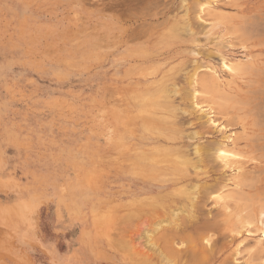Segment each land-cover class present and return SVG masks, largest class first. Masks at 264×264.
I'll use <instances>...</instances> for the list:
<instances>
[{
  "label": "rangeland",
  "instance_id": "rangeland-1",
  "mask_svg": "<svg viewBox=\"0 0 264 264\" xmlns=\"http://www.w3.org/2000/svg\"><path fill=\"white\" fill-rule=\"evenodd\" d=\"M263 15L0 0V264H264Z\"/></svg>",
  "mask_w": 264,
  "mask_h": 264
},
{
  "label": "bare ground",
  "instance_id": "bare-ground-1",
  "mask_svg": "<svg viewBox=\"0 0 264 264\" xmlns=\"http://www.w3.org/2000/svg\"><path fill=\"white\" fill-rule=\"evenodd\" d=\"M143 1H144V0H143ZM145 1H146V0H145ZM183 1H184V0H183ZM186 1H188V0H186ZM209 1H210V0H209ZM224 1H225V0H224ZM166 2H167V1H166ZM168 2H169V1H168ZM168 2H167V3H168ZM227 2H228V1H227ZM231 2H233V1H230L229 3H231ZM138 3H139V2H138ZM146 3H147V2H146ZM151 3H152V2H151ZM181 3H182V2H181ZM234 3H236V2H234ZM142 4H143V6H144V3H142ZM152 4H153V3H152ZM164 4H165V3H164ZM233 5H234V4H233ZM237 5H238V4H237ZM239 5H240V4H239ZM185 6H186V5H185ZM192 6H193V4H192ZM224 6H225V5H224ZM181 7H182V6H181ZM208 7H209V6H208ZM208 7H207V8H208ZM232 7H233V6H232ZM154 8H155V7H154ZM173 8H174V7H173ZM189 8H191V7H189V5H188V6H187V9H186V13H185V14H187V15H186V17H187L186 19H187L188 21L190 20L189 17H188V14H189V11H190ZM174 9H175V8H174ZM174 9H173V11H175ZM209 9H211V8H209ZM209 9H208L207 13H208V12H211V11L213 12V10L210 11ZM166 10H167V9H166ZM168 10H170V9H168ZM171 10H172V8H171ZM218 11H219V10H218ZM171 12H172V11H171ZM216 12H217V11H216ZM233 12H234V11H233ZM220 13H222V12H220ZM223 13H224V12H223ZM134 14H135V13H134ZM208 14H209V13H208ZM217 14H219V13H217ZM144 15H145V14H144ZM213 15H216V14H213ZM213 15H211V16H213ZM228 15H229V14H228ZM237 15H238V14H237ZM158 16H159V15H158ZM167 17H168V16H167ZM184 17H185V16H184ZM206 17H207V15H206ZM219 17H220V16H219ZM250 17H251V16H250ZM252 17H253V16H252ZM254 17H255V16H254ZM263 17H264V15H263ZM238 18H239V17H238ZM186 19L184 18L185 21H186ZM191 19H192V18H191ZM205 19H206V18H205ZM218 19H219V20H222V19H220V18H218ZM218 19H217V20H218ZM257 19H258V18H257ZM173 20H174V19H173ZM175 20H176V19H175ZM181 20H182V19H181ZM213 20H214V19H213ZM227 20H228V19H227ZM231 20H233V19H231ZM246 20H247V19H246ZM159 21H160V20H159ZM203 21H204V20H203ZM222 21H223V20H222ZM224 21H226V20H224ZM251 21H252V20H251ZM263 21H264V20H263ZM182 22H183V21H182ZM255 22H256V21H255ZM258 22H259V20H258ZM141 23H143V22H141ZM145 23H146V22H145ZM148 23H149V22H148ZM151 23H152V21H151ZM223 23H224V22H223ZM226 23H227V22H226ZM246 23H248V21H247ZM146 24H147V23H146ZM153 24H154V23H153ZM188 24H190V22H188L187 25H186L187 27L185 26L184 28H187L188 30H191ZM150 25H151V24H150ZM184 25H185V24H184ZM234 25H235V24H234ZM246 25H247V24H246ZM152 26H153V25H152ZM190 26H191V25H190ZM242 26H243V25H242ZM250 26H251V25H250ZM250 26H249V27H250ZM253 26H254V23H253ZM182 27H183V26H182ZM182 27H181V28H182ZM191 27H192V26H191ZM215 27H216V26H215ZM245 27L247 28V26H245ZM245 27H244V29H245ZM249 27L247 28L248 30H249ZM236 28H237V27H236ZM238 28H240V27H238ZM242 28H243V27H242ZM258 28H259V27H258ZM187 29H186V30H187ZM228 29H229V27H228ZM247 29H245V30L248 31ZM233 30H234V29H233ZM254 30H255V29H254ZM226 31H227V28H226ZM252 31H253V30H252ZM255 31H256V30H255ZM190 32H191V31H190ZM200 32H201V31H200ZM231 32H232V31H231ZM235 32H236V31H235ZM238 32H239V31H238ZM243 33H244V32H243ZM245 33H246V32H245ZM226 34H227V33H226ZM236 34H237V33H236ZM239 34H240V33H239ZM234 35H235V34H234ZM243 35H244V34H242V36H243ZM260 35H261V34H260ZM236 36H237V35H236ZM242 39H243V38H242ZM193 40H194V39H193ZM245 41H246V40H245ZM263 41H264V39L261 41V43H262ZM194 42H196V41H194ZM233 42H234V41H233ZM233 42H232V43H233ZM240 42H242V41H240ZM230 43H231V42H230ZM261 43L259 42V44H261ZM257 44H258V43H257ZM257 44H256V45H257ZM262 45H263V43H262ZM233 46H234V45H233ZM236 46H237V45H236ZM244 46H245V45H244ZM254 46H255V45H254ZM245 48H246V47H245ZM220 49H221V48H220ZM219 53H220V52H219ZM232 53H234V52H232ZM246 59H247V58H246ZM233 62H234V61H233ZM246 62H247V61H245V62H243V63H244L245 66H248V65H246V64H247ZM262 62H264V61H262ZM245 63H246V64H245ZM260 63H261V61H260ZM236 64H237L238 66H240L239 64H241V63H240V61H239V64H238V63H236ZM237 65H236L235 67H238ZM257 65H258V64H257ZM233 66H234V65H233ZM241 66H243V64H241ZM241 66H240V68H241ZM245 66H244V67H245ZM253 66H254V65H253ZM253 66H252V67H253ZM244 67H242L241 69L238 68V69H240V71H238V69H237L238 73L241 72V70H242ZM248 67H250V65H249ZM248 67H247V69H248ZM232 68H233V67H232ZM247 69H246V67H245L244 71H247ZM252 69H255V68H252ZM252 69H251V70H252ZM213 70H214V69H213ZM244 71L242 70V72H244ZM255 71H256V69H255ZM208 74H209V73H208ZM214 74H215V73H214ZM216 74H217V73H216ZM244 74H245V73H244ZM247 74H249V73L247 72ZM247 74H246V75H247ZM205 75H207V74H205ZM240 75H243V74H240ZM199 76H200V75H199ZM210 76H211V77H210ZM210 76H209V78L207 79L208 76H206V77L204 76V77H205V78H204V77H203V74H202L203 79H202L201 82H202V84H203L202 86H205V88H208V85H209V84L213 85L214 82H216V81L218 82V76H217V77H215L214 75H210ZM212 76H213L214 78H213ZM228 79H229V78H228ZM247 79H248V78H247ZM226 80H227V79H226ZM249 80H250V82L252 83V80H254V79H248V82H249ZM219 81H220V80H219ZM229 81H230V80H229ZM232 81H233V80H232ZM212 83H213V84H212ZM251 83H250V85H251ZM243 84L245 85V83H243ZM214 85H216V83H215ZM197 86H198V85H197ZM206 86H207V87H206ZM217 86H218V84H217ZM247 86H249L248 83H247ZM251 86H252V85H251ZM211 87H212V86H211ZM214 87H215V86H214ZM214 87H213V88H214ZM219 87H221V86H219ZM249 87H250V86H249ZM222 88H223V87H222ZM222 88L219 89L220 92H221L222 90H224V89H222ZM208 89H210V87H209ZM214 89H215V88H214ZM254 89H255V88H254ZM232 90H233V89H232ZM252 90H253V89H252ZM252 90H251V91H252ZM255 90H256V89H255ZM224 91H225V90H224ZM224 91H223V92H224ZM211 92H212V91H211ZM220 92H219V94H220ZM225 92H227V91H225ZM212 93H213V92H212ZM228 93H229V92H228ZM228 93H227V95H225V94H226V93H225V94L223 95V97H224V96H228V97H229V94H228ZM212 95H213V94H212ZM212 95H211V96H212ZM214 95H215V94H214ZM218 96H220V95H218ZM231 96H232V95H231ZM233 96H234V95H233ZM233 96H232V97H233ZM245 96H247V95H245ZM207 98H208V97H207ZM225 98H226V97H225ZM229 98H231V97H229ZM229 98H228V100H229ZM262 98H264V97H262ZM208 99H209V98H208ZM231 99H232V98H231ZM231 99H230V100H231ZM233 99L238 101V99H236V98H234V97H233ZM241 99H242V98H241ZM241 99H239V100H241ZM245 99H246V98H245ZM245 99H244V100H245ZM216 100H217V99H216ZM244 100H243V101H244ZM237 101H236L235 103H237ZM243 101L241 100L243 107H245L244 104H243ZM246 101H247V100H246ZM246 101H244L245 104H246ZM259 101H260V100H258V103H260ZM263 101H264V100H263ZM230 102H231V101H230ZM233 102H234V101H233ZM216 103H217V102H216ZM227 103H228V102H227ZM227 103H226V105L228 106L229 103H228V104H227ZM238 103H240V102H238ZM247 103H250V102L247 101ZM252 103L257 104V101H256V103H255V102H252ZM252 103H251V104H252ZM262 103H264V102H262ZM226 105L223 104V106H226ZM234 105H235V104H234ZM240 105H241V104H239V107H240ZM227 106H226L225 108L222 107V109L226 110ZM247 106H249V105L247 104ZM260 106H262V105H260ZM237 107H238V105H237ZM239 107H238V108H239ZM253 107H254V106H253ZM253 107H252V108H249V109H254ZM257 107H259V106H257ZM263 107H264V105H263ZM230 108H231V107H230ZM233 108H234V107H233ZM241 108H242V106H241ZM255 108H256V107H255ZM216 109H217V108H216ZM244 109H247V108L245 107ZM258 109H260V108H258ZM229 110H230V109H229ZM242 110H243V109H242ZM230 111H231V110H230ZM221 112H223V111H221ZM255 112H257V109H256ZM262 112H263V111H262ZM262 112H261V113H262ZM257 113H258V112H257ZM205 114H206V113H205ZM209 114H210V113H209ZM209 114H208V116H209ZM215 114H216V113H215ZM243 114H244V113H243ZM251 114H252V112H251ZM253 114H254V113H253ZM253 114H252V115H253ZM259 114H260V113H259ZM263 114H264V113H263ZM255 115H256V114H255ZM257 115H258V114H257ZM218 116H219V115H218ZM218 116H217V117H218ZM236 116L240 117V114H238V115H236ZM243 116H244V115H243ZM250 116H251V115H250ZM211 117H213V116H211ZM256 117H257V116H256ZM259 117H261V114L259 115ZM218 118H219V117H218ZM225 118H226V117H225ZM230 118H231V117H230ZM263 118H264V117L262 116V120H263ZM208 119H209V118H208ZM208 119H207V120H208ZM213 119H214V118H213ZM227 119H228V118H226V120H227ZM237 119H238V118H237ZM243 119H244V118H243ZM256 120H258V118H257ZM259 120H260V119H259ZM262 120H260V121H258V122H261ZM215 121H216V120L213 121L212 118H210L209 121H208V123H209V124L211 123V124L213 125L212 128L217 129V130L221 131L222 133H224L223 128H221V127L219 128V127L217 126V124H215V123H216ZM227 121H228V120H227ZM230 122H231V121H230ZM236 122H237V120H236ZM258 122L256 121V123H258ZM262 123H263V122H262ZM211 124H210V125H211ZM263 124H264V123H263ZM263 124H260V125H263ZM212 125H211V126H212ZM245 125H246V124H245ZM245 125H244V126H245ZM253 125H254V124H253ZM258 125H259V123H258ZM260 125H259V126H260ZM242 126H243V124H242ZM251 126H252V123H251ZM254 126H255V125H254ZM259 126H258V127H259ZM209 127H210V126H209ZM210 128H211V127H210ZM244 129H245V128H244ZM262 132L264 133V131H262ZM263 133H262V134H263ZM236 135H237V134H236ZM256 135H257V134H255V136H256ZM242 136H244V135H242ZM251 136H252V135H251ZM253 136H254V134H253ZM255 136L253 137L254 139H252V138L250 137V135H249V138H251L250 141H251V140H258V139L260 138V137H259L258 139H257V138L255 139ZM258 136H259V134H258ZM234 137H235V136H234ZM238 137H239L238 139L241 140L240 136H238ZM246 137H247V136H246ZM238 139H237V136H236L235 138H233V137H231V135H228V134H227V135H225V134L222 135L221 138L219 139V145H221V146H225V149L223 148V149L221 150V154H228V156H230L231 154H236V153H234V152H229V151H227V150H226V149H227L226 147H229L230 144L237 145V143H238L237 140H238ZM246 140H247V139H246ZM248 140H249V139H248ZM263 140H264V139H263ZM253 144H254V143H253ZM261 144H263V146H264V142H262V143H260V144H256V143H255V146H258V145L260 146ZM245 145H246V144H245ZM247 146H248V143H247ZM250 146H251V145H250ZM233 147H234V146H233ZM239 147H240V146H239ZM243 147H244V146H243ZM252 147H254V145H253ZM250 148H251V147H250ZM207 149H209V148H207ZM207 149H206V150H202V149H200V147H196V149H195L196 152L199 153L200 156H201V154H202V156L200 157V159H197L199 162H202V161L205 162V161H206V156H205V155H207ZM252 151H253V150H252ZM262 151H263V150H262ZM208 152H209V151H208ZM239 152H240V150H239ZM249 152H250V151H249ZM254 152H255V151H254ZM263 153H264V151H263ZM252 154H253V153H252ZM249 155H250V154H249ZM257 156H258V155H257ZM257 156H256V157H257ZM216 157H218V156H216ZM248 157H249V156H248ZM198 158H199V157H198ZM218 158H219V157H218ZM218 158H217V159H218ZM230 159H231V158H230ZM233 159H234V158H233ZM197 160H196V161H197ZM242 160H243V159H242ZM198 161H197V162H198ZM230 161H231V160H230ZM234 161H235V160H234ZM234 161H233V162H234ZM253 161H254V160H253ZM235 162H236V161H235ZM231 163H232V161H231ZM231 163H230V164H231ZM244 163H245V162H244ZM228 164H229V163H228ZM260 164H261V163H260ZM225 165H226V164H225ZM231 165H232V164H231ZM239 165H240V166H243L242 164H239ZM239 165H238V166H239ZM252 165H253V164H252ZM139 166H140V164H139ZM192 166H193V165H192ZM234 166H235V165H234ZM234 166H233V167H234ZM225 167L228 168V166H225ZM229 167H230V165H229ZM235 167H236V166H235ZM201 168H202V167H201ZM238 168H240V167H238ZM193 169H194V168H193ZM209 169H210V168H209ZM258 171H259V170H258ZM258 171H256V172H258ZM240 172H242V171H240ZM256 172H254V173H256ZM261 172H263V171L261 170L260 173H261ZM263 173H264V172H263ZM228 174H229V173H228ZM232 175H233V174H232ZM238 175H239V174H238ZM238 175H237V176H238ZM240 175L242 176V173H240ZM245 175H246V174H245ZM259 175H260V174H259ZM241 176H240V177H241ZM233 177H234V176H233ZM234 178H235V177H234ZM237 178H238V177H237ZM235 179H236V178H235ZM238 179H239V178H238ZM242 179H243V178H242ZM245 179H246V178H245ZM232 181H233V180H232ZM244 181H245V180H244ZM257 181H258V180H257ZM206 184H207V183H206ZM191 185H192V184H191ZM195 185H196V184H195ZM209 185H210V184H209ZM222 185H223V184H222ZM247 185H248V184H247ZM241 186H242V185H241ZM248 187H249V186H248ZM193 188H194V187H193ZM187 191H188V190H187ZM251 193H252V192H251ZM252 195H253V194H252ZM185 197H186V196H185ZM250 197H251V196H250ZM188 198H190V197H188ZM190 201H191V200H190ZM165 203H166V202H165ZM192 203H193V202H192ZM138 205H139V204H138ZM250 205H251V204H250ZM181 207H182V206H181ZM191 207H192V206H191ZM173 209H174V208H173ZM170 210H171V209H170ZM170 213H171V212H170ZM171 214H172V213H171ZM237 215H238V214H237ZM129 218H131V217H129ZM178 219H179V218H178ZM243 219H244V217H243ZM249 219H250V218H249ZM249 219H248V220H249ZM169 222H170V221H169ZM179 222H180V221H179ZM167 224H169V223H167ZM175 225H176V224H175ZM167 226H168V225H167ZM171 226H172V225H171ZM114 227H115V226H114ZM170 229H171V228H170ZM120 231H121V229H120ZM113 233H114V232H113ZM120 235H121V234H120ZM173 237H174V236H173ZM115 239H116V238H115ZM122 239H123V237H122ZM122 239H121V240H122ZM125 239H126V238H125ZM119 240H120V238H119ZM119 240H118V242H119ZM123 241H124V240H123ZM126 241H127V240H126ZM121 242H122V241H121ZM189 242H190V241H189ZM124 244H125V243H124ZM118 245H119V244H118ZM127 245H128V244H127ZM161 252H162V251H161ZM161 252H160V253H161ZM202 254H203V253H202ZM196 255H197V253H196ZM197 257H198V256H197ZM200 257H201V256H200ZM167 260H168V259H167Z\"/></svg>",
  "mask_w": 264,
  "mask_h": 264
}]
</instances>
